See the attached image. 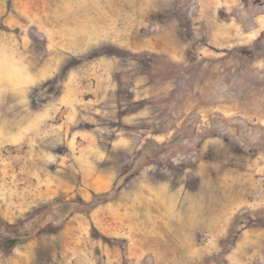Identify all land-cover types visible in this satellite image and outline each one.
I'll list each match as a JSON object with an SVG mask.
<instances>
[{"label": "rangeland", "instance_id": "374dc122", "mask_svg": "<svg viewBox=\"0 0 264 264\" xmlns=\"http://www.w3.org/2000/svg\"><path fill=\"white\" fill-rule=\"evenodd\" d=\"M0 264H264V0H0Z\"/></svg>", "mask_w": 264, "mask_h": 264}, {"label": "trees", "instance_id": "16d2710c", "mask_svg": "<svg viewBox=\"0 0 264 264\" xmlns=\"http://www.w3.org/2000/svg\"><path fill=\"white\" fill-rule=\"evenodd\" d=\"M15 242H16V240H12V244L15 243Z\"/></svg>", "mask_w": 264, "mask_h": 264}]
</instances>
